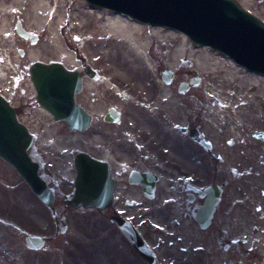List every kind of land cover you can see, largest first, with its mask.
<instances>
[{"label": "rangeland", "instance_id": "374dc122", "mask_svg": "<svg viewBox=\"0 0 264 264\" xmlns=\"http://www.w3.org/2000/svg\"><path fill=\"white\" fill-rule=\"evenodd\" d=\"M237 1L264 24V0ZM45 3L69 20V25L58 24L56 30L60 40L71 49L72 57L63 54L32 59L30 51L48 41L49 34L35 26L26 12L14 10L8 19L7 32L0 34V53L7 56L3 63L11 66L4 71V78H0V93L15 106L20 121L34 135L29 153L39 163L41 176L55 193L56 215L0 157V264H150L120 230L111 217L113 214L135 225L155 255L154 264H261L264 258V139L254 137V133L264 134V111H258L261 107L258 100L247 99L240 108L234 105L237 95L253 94L257 88H264V74L248 70L225 53L189 38V48L195 49L196 54L203 50L220 60L221 69L231 73L236 81L228 86L227 93L231 95L224 102V116L216 117L211 110L195 108L196 104L207 102L218 111L222 104L210 90L213 75L205 74L191 54H183L176 69H168L165 64L169 53L184 38L180 30L172 29L176 38L171 43L150 39L148 56L154 70L146 80L149 88L146 90L135 85L126 66L114 67L109 62L107 55L117 50L110 36L97 38L90 31L95 26L108 30L109 10L92 6L86 0H45ZM17 22L38 36L35 42L17 32ZM76 24L89 30L90 37L81 36ZM35 61L59 62L69 70L80 72V103V98L87 99L91 91L103 90L107 94L104 98L117 108L139 111V105L155 106L150 118L154 117L165 130L160 133L164 162L154 165L160 177L154 198L142 197L138 188L127 187L122 180L111 208H73L64 204V199L71 198L75 189L73 157L79 150L93 149L96 126L83 132L71 131L63 121L53 118L37 100L30 71ZM89 69L100 77L93 78ZM164 70H171L170 82L164 79ZM108 74L114 75L110 89L103 81ZM221 75L217 71L215 79ZM254 77L258 79L256 83ZM122 78L126 79L124 83ZM164 83L175 94L178 105L174 110L179 117L171 114L168 100L163 102L159 97V86ZM251 83L254 88L249 90ZM181 87L186 90L181 91ZM86 106L93 105L87 101ZM98 106L102 108L101 104ZM244 109L247 113L236 122L241 125L237 129L233 120L238 110ZM124 158L122 162L127 164L128 157ZM169 160L174 161L173 165ZM117 167L121 165L114 161V168ZM220 180L226 183L223 202L218 207L216 221L204 229L191 213L184 212L185 206L195 212L201 199L197 198L195 204L189 203L181 187L187 190V185L193 184L204 188L211 181ZM126 198L134 201V206L125 205ZM30 234L43 236L45 246L40 250L29 249L26 236ZM224 245L234 248L226 250Z\"/></svg>", "mask_w": 264, "mask_h": 264}, {"label": "water", "instance_id": "95a60500", "mask_svg": "<svg viewBox=\"0 0 264 264\" xmlns=\"http://www.w3.org/2000/svg\"><path fill=\"white\" fill-rule=\"evenodd\" d=\"M91 5L105 7L129 14L143 22L166 25L184 31L198 44L210 45L229 55L237 63L248 69L264 73V24L253 13L245 10L237 0H87ZM185 3H184V2ZM204 1H209V6ZM185 8L179 9L178 4ZM213 5V6H212ZM215 25V27H212ZM17 32L35 42L38 36L31 34L18 22ZM249 38L247 39V35ZM243 38L244 43H239ZM32 80L41 105L49 110L57 120L65 119L72 128L86 129L90 116L76 103L75 95L81 89V73L67 69L59 62L36 61L31 67ZM172 74L165 70L164 78L171 81ZM182 91L186 87H181ZM255 137L264 139L263 133ZM34 136L22 123L16 108L0 94V157L10 163L29 184L32 191L48 206L55 209L54 194L47 182L39 174V164L30 156L29 148ZM76 191L65 203L75 208L105 209L114 202V182L109 166L96 161L86 153H79L76 159ZM153 174L142 177L145 193L155 196ZM139 173L133 172L131 182H140ZM208 197L200 206L197 219L202 228L211 224L214 209L220 200L219 188L215 185L206 189ZM120 230L150 264L156 261L151 248L138 229L125 218L112 215ZM65 227L62 228V231ZM27 247L40 250L46 239L40 235H27ZM264 264V260L262 262Z\"/></svg>", "mask_w": 264, "mask_h": 264}, {"label": "bare ground", "instance_id": "6f19581e", "mask_svg": "<svg viewBox=\"0 0 264 264\" xmlns=\"http://www.w3.org/2000/svg\"><path fill=\"white\" fill-rule=\"evenodd\" d=\"M204 3L208 5V9H212L210 7L211 5L209 6V1H204ZM177 6H179V9L185 8L182 3L178 4ZM14 10H22L23 12H26L29 15L31 22L35 26L39 27L40 29H45L49 34L48 41H46L41 47L30 51L32 59L62 57L63 54H66L65 56L72 57L70 51L71 49L68 48L67 45L60 40L56 30V25L58 24H70L68 19L65 20L63 13L58 12V9H52L47 3H45V0H0V34H5L7 32L9 26L8 19L11 15V12ZM107 10H109L106 14V19L109 25L108 30L105 32L103 26H95L90 27V31H94L97 34L95 36L97 38H107L110 36L109 40L111 41V43H113L117 50L111 51L107 55V59L109 60V62L113 63L114 67H118V65H120L121 68L126 66V72L131 75L130 79L135 82V85L139 86L141 89L149 90V88L146 87L145 83L146 80L150 79L151 73L154 70L153 63L148 56V50L151 45L150 39L156 38L162 44L171 43L172 39L176 38L175 33L172 30L175 28L161 25L162 27L165 26L162 28L158 24L141 22V20L137 18L133 19L126 14L120 13L119 11L113 9L108 8ZM73 26L75 28V25ZM212 27H215V25H212ZM77 28L81 30V36H85L88 38L90 37V35H88L89 30H83L82 25L76 24V29ZM180 32L183 34L184 38L180 43H178V46L167 56V60L165 61L167 68H178V61L180 60L181 56L183 54L186 56L188 54H191V56L195 57L198 66L203 70L205 74L213 75L210 87V90L213 91V95L218 96V100H220L221 102H227L231 95L227 93V89L229 88L228 86L236 82L233 75L229 72L223 71L221 69L220 60L210 56L208 52L204 53L203 50H199V54H196L195 49L191 47L190 49L188 47L189 36L184 31L180 30ZM246 38H249V34ZM238 41L239 43H244L242 37ZM6 58L7 56H0L1 79H3L5 76L4 71H8L9 69H11V66H7L5 63H3ZM117 60H122V63L118 62ZM168 71L172 74L171 70ZM217 71L222 74L221 78L219 79H215V74ZM255 78L256 77L253 78V81L256 83L258 79ZM113 79L114 75L108 74V77H106L105 81L107 84H110L112 83L111 80ZM122 80V83L126 81V79L124 78H122ZM253 86L254 83H251L248 85L247 89L250 90L254 88ZM159 90V97L163 100V102L168 100V107L173 111L172 112L170 110L172 112L170 113L174 114L176 117H179V115L174 110V108L178 104L177 101L174 100L175 94L173 93L172 88L168 86V84L164 83L160 84ZM247 99L258 100V103L261 106L258 111L263 113L264 107L262 105H264V88H257L256 92L253 94L243 93L242 96L237 95V100L234 106L236 108H240L245 104ZM245 113H247V109H244L243 111L238 110L237 116L233 120L234 123L236 124L237 121H240V116L245 115ZM225 121L226 123H228L227 120ZM237 125L241 127V125L238 123L236 124L235 128H237ZM234 135L235 137L240 138L238 133L234 132ZM178 149L179 146L177 145V151ZM262 150H264V148H262Z\"/></svg>", "mask_w": 264, "mask_h": 264}, {"label": "flooded vegetation", "instance_id": "af4514ba", "mask_svg": "<svg viewBox=\"0 0 264 264\" xmlns=\"http://www.w3.org/2000/svg\"><path fill=\"white\" fill-rule=\"evenodd\" d=\"M88 73L92 75V77L95 79H98L100 77L99 74L91 71V69L88 70ZM105 79L106 77H104L103 80L105 83V87L107 89H110L109 87L111 86V83L107 84ZM113 80H111V82ZM80 94H81V90L76 93L75 100L77 105L90 116V122L88 127L83 130L78 128H72L67 120L65 119L58 120V121H63L66 124L67 128L71 131L83 132L91 128L92 125L96 126L95 131L93 132V135L95 136V141L93 142L94 145L93 149L89 151L79 150L75 153L73 157V166H75L76 169V177H77L76 159L78 154L83 152L91 156V158H93L96 161L105 162L108 164L110 175L114 182L113 206L116 203V196L117 193H119V186L121 185L122 180L125 181L124 182L125 186L136 187L139 189V194H141L142 197L149 198L146 195L144 188V184H145L144 182L146 181V178L142 177V175L144 176V174L146 173L148 175L149 173L153 174L152 176H154L155 178L154 185H155V195H156L157 184L160 181V177L157 174V170L154 165L164 162V160L161 158L163 147L160 142L161 140L160 133L161 131L165 130V127L159 124V121L155 120L154 117L150 118L152 116V112L150 111H152L153 109L155 110V106L152 105V106L143 107L139 105L137 106L139 111L138 110L134 111V109L126 110L125 108H117L113 105H110L108 100L104 98L107 97V94L106 91L103 90L100 92H97V90L93 92L91 91L87 99L80 98L81 100L80 103L78 100V96ZM136 96H140V95H136ZM87 101H91V105L93 106L91 107L86 106ZM98 104H101L102 108L98 106ZM144 114H146L148 117H146ZM53 118L56 119L54 116ZM163 134L168 135L166 132H164ZM97 137H100V141L96 140L98 139ZM165 137L168 139V136ZM124 156L128 157L126 159V162H128L127 164L122 162V160H125ZM114 161L119 163L121 167H117L115 169ZM169 161L173 165L174 161L173 160H169ZM133 172L139 173L140 182H131ZM76 177L74 179L75 188H76ZM212 185H215L219 188L220 200L215 206L211 224L209 225L211 226L213 225V222L216 221L218 215V207L223 202L226 183L223 180H220V181H211L204 188L195 187L193 184H188L187 190H185L183 186L181 187V190L184 191L189 203L195 204L197 198L201 199V204L197 205L195 212H193L189 206H185L184 208L185 214L190 215L191 213L199 225L200 222L197 219V215L199 213L200 206L205 203L208 197V194L206 193V189ZM134 204H135L134 201H131L128 198L125 199V205L134 206ZM233 248H234L233 245H224V249L226 250ZM262 262L263 259L261 261V264Z\"/></svg>", "mask_w": 264, "mask_h": 264}]
</instances>
